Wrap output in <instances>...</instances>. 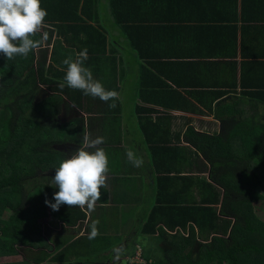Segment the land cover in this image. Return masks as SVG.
<instances>
[{
    "label": "crops",
    "instance_id": "1",
    "mask_svg": "<svg viewBox=\"0 0 264 264\" xmlns=\"http://www.w3.org/2000/svg\"><path fill=\"white\" fill-rule=\"evenodd\" d=\"M128 1L124 13L135 29L132 35L139 34L141 40L146 36L144 44L152 47L143 58L132 50L127 33L116 24L111 0H93L87 10L95 19L89 26L107 38L105 54H99V40L92 47L97 51L94 56L108 67L99 71L97 64L93 77L105 89L117 91L119 99L104 102L69 87L67 94L60 95L64 103L59 123L70 125L77 120L78 127L62 135L65 142L57 151L67 158L80 147L85 133L104 137L100 147L109 160L107 187L101 189L94 210L73 206L84 214L75 223L51 215L40 223L54 250L18 245V253L0 257V264H114V249L120 247L126 251L118 264H133L138 250L141 256L146 251L153 255L148 245L156 248L163 243L156 235L140 236L147 216L153 209L164 210L175 203L189 205L198 200L200 182H209V166L202 157L195 158L194 148L185 139L189 129L209 136L224 132V121L206 109L209 94L218 98L213 108L254 106L257 114L250 120L264 126V0ZM83 2L79 6L78 1L70 2L72 11L81 12ZM59 16L38 33L48 65L55 42L62 49L77 50L80 25L63 22L65 16ZM89 59L88 54L87 64ZM200 93L208 95L196 102L195 94ZM111 103L116 106L109 107ZM226 112L240 123L241 110ZM128 149L143 158L142 167L128 161ZM96 220L99 235L89 240L90 225ZM111 233L121 236L116 241ZM129 242L133 244L130 249ZM42 250L48 253L43 260ZM27 253L32 254L27 258ZM62 253L61 261L55 262L54 256Z\"/></svg>",
    "mask_w": 264,
    "mask_h": 264
},
{
    "label": "trees",
    "instance_id": "2",
    "mask_svg": "<svg viewBox=\"0 0 264 264\" xmlns=\"http://www.w3.org/2000/svg\"><path fill=\"white\" fill-rule=\"evenodd\" d=\"M75 1L79 6L82 0H41V4L47 10L45 25L58 21L52 19L60 18L59 15L65 16L63 22L80 25L78 43L74 45L77 50L62 49L55 42L49 65L43 42L26 58L7 60L0 54V257L17 254L18 245L52 251L55 248L40 231V220L51 215L67 217L69 223H75L84 216L77 208L62 204L54 211L45 203L46 199L54 203L53 194L59 189L48 181L66 158L56 147L65 142L62 135L71 134L72 128L78 127L77 120L73 125L59 123L64 103L60 95L68 90L67 86L59 87L66 71L62 61L68 56L75 59L86 48L90 59L88 64L84 62L85 66L91 71L97 64L99 71L108 68L106 61L96 58L93 53L97 51L92 50L99 40V54H105L107 42L103 31L89 26L95 21L87 11L93 0H84L77 14L69 4ZM127 3L130 1L111 0L112 15L127 33L132 50L143 58L152 47L144 44L146 36L141 40L139 34L132 35L135 29L124 13ZM66 8L69 11L65 13ZM34 39L42 38L37 34ZM161 49L168 56L164 46ZM203 95L208 94H195L196 102ZM209 95L206 109L224 121V132L209 136L189 129L185 134L195 158L202 157L209 166V182L203 180L198 185V200L187 206L170 205L166 208L170 212L153 209L140 226V236L156 235L163 243L164 258L148 255L147 251L142 255L153 264H264V215H257L264 212V126L251 122L250 118L257 114L254 106L231 104L229 109L220 105L213 108L218 98ZM235 108L242 111L240 123L226 112ZM33 181L35 185L27 191L28 183ZM6 213L8 216L4 217ZM33 221L37 226H33ZM41 252L43 260L48 253ZM63 255L56 254L53 260L61 261Z\"/></svg>",
    "mask_w": 264,
    "mask_h": 264
},
{
    "label": "clouds",
    "instance_id": "3",
    "mask_svg": "<svg viewBox=\"0 0 264 264\" xmlns=\"http://www.w3.org/2000/svg\"><path fill=\"white\" fill-rule=\"evenodd\" d=\"M46 17L47 10L42 7L41 0H0V54L7 60L17 56L26 58L39 48L43 37H34L45 27ZM87 59L86 48L78 52L75 59L72 56L65 58L62 63L66 66V71L59 87L81 90L85 95L104 102L119 99L117 91L105 89L100 81L94 79L90 68L85 66ZM115 106V103L109 104L111 108ZM103 143L104 137L93 138L85 133L80 147L70 157L62 159L55 168L50 184L59 190L53 194L54 203L46 199V205L54 211H58L62 204L78 206L80 209H95L101 199V189L107 187L109 172L107 153L100 147ZM126 156L134 167L143 166V158L138 157L132 149L126 151ZM98 224V220L91 223L89 240L99 235ZM125 251L123 247L114 249V264H118Z\"/></svg>",
    "mask_w": 264,
    "mask_h": 264
},
{
    "label": "rangeland",
    "instance_id": "4",
    "mask_svg": "<svg viewBox=\"0 0 264 264\" xmlns=\"http://www.w3.org/2000/svg\"><path fill=\"white\" fill-rule=\"evenodd\" d=\"M45 92V91H44ZM61 120H62V118H61ZM60 121V120H59ZM62 123H63V121H62ZM45 173H47V172H45ZM45 173H43L42 175H44ZM49 173H47L46 175H48ZM29 184V186L27 185V191L28 190H32V187H33V185H35L34 184V181L32 182V183H28ZM258 215V217H260V218H262L263 217V215H264V212H262V213H260V214H257ZM8 216V214L6 213L5 215H4V217H7ZM43 222V220H40V223H42ZM32 224H33V226L35 227V226H37L36 225V222L35 221H33L32 222ZM38 224H39V222H38ZM114 225V224H113ZM112 225V226H113ZM39 226H42L41 224H39ZM119 226V232L117 231V234L119 233L120 234V232H121V230H120V225H118ZM40 229V228H39ZM113 229H114V227H113ZM35 230H38V229H35ZM39 231V230H38ZM40 231L41 232H43V229H40ZM46 234V233H45ZM45 234H44V236H45ZM47 235V234H46ZM110 236L114 239V240H118V236H121V235H113L112 233L110 234ZM115 236H117V237H115ZM124 240L126 241L127 240V238H124ZM113 241V240H112ZM134 241V240H133ZM113 243H115V241H113ZM128 247H129V249L133 246V244L131 243V242H129L128 243V245H127ZM16 247V246H15ZM18 247V246H17ZM16 247V249H18ZM148 247H149V245H148ZM147 247V249H149L150 250V252L151 251H153L152 253L155 255V256H157V257H161V258H164L165 257V253L164 252H161V246H158V247H156V248H148ZM30 248V250L32 249L31 247H29ZM23 248L22 247H20V250H22ZM30 250H28L27 249V251H30ZM102 252H99V254H101ZM136 253V252H135ZM134 253V254H135ZM137 253H140V251L138 250V252ZM32 253H27L26 254V256H27V258L31 255ZM19 258L20 259H22L23 260V258L21 257V256H19ZM133 258H134V255H133ZM132 258V259H133ZM24 261V260H23ZM134 262H135V260H133ZM24 264H28L27 262L26 263H24Z\"/></svg>",
    "mask_w": 264,
    "mask_h": 264
},
{
    "label": "built area",
    "instance_id": "5",
    "mask_svg": "<svg viewBox=\"0 0 264 264\" xmlns=\"http://www.w3.org/2000/svg\"><path fill=\"white\" fill-rule=\"evenodd\" d=\"M133 260H135V261H137L138 263H141V264H153L152 262L145 261V260L142 258V256H141L140 253H137V254L135 255V257L132 259V261H133Z\"/></svg>",
    "mask_w": 264,
    "mask_h": 264
}]
</instances>
